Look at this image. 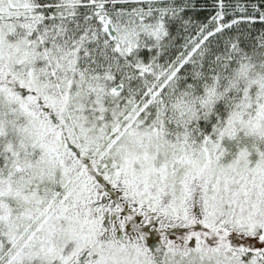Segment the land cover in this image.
Wrapping results in <instances>:
<instances>
[{"label":"snow or ice","instance_id":"6c2138e0","mask_svg":"<svg viewBox=\"0 0 264 264\" xmlns=\"http://www.w3.org/2000/svg\"><path fill=\"white\" fill-rule=\"evenodd\" d=\"M0 264H264V0H0Z\"/></svg>","mask_w":264,"mask_h":264}]
</instances>
